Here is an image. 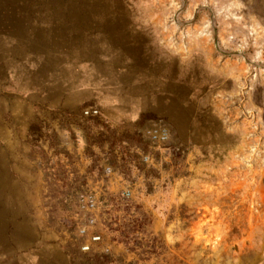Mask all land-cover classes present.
Instances as JSON below:
<instances>
[{"label":"rangeland","instance_id":"1","mask_svg":"<svg viewBox=\"0 0 264 264\" xmlns=\"http://www.w3.org/2000/svg\"><path fill=\"white\" fill-rule=\"evenodd\" d=\"M242 4L243 0H0L4 29L10 35L49 39V50L61 57L57 75L65 73L73 91H89L99 73L116 81L111 76L117 69L107 61L123 53L141 68L157 61L168 69L187 70L199 57L216 68L225 62L236 74V93L217 92L197 103L187 90L174 102L168 92L147 103L155 106L156 115L148 112L126 128L112 124L98 108L97 115L84 116L83 109L93 106L91 99L71 106L56 103L55 109L71 112L56 118V132L58 141L70 143L74 157L59 160L56 149L47 146L46 151L57 157L50 156L26 184L22 205L35 209L40 231L59 238L48 224L70 225L82 175L98 177L109 164L116 180L101 196L100 209L117 212L107 223L109 235L123 241L129 252L156 264H258L257 258L264 255V50L256 53L255 35L247 38L239 32ZM63 59L70 61L71 70L62 69ZM79 66L81 83L76 77ZM16 89L0 83V178L3 119L11 120L9 112L17 100L10 95L20 92ZM23 105L26 110L45 108L26 100ZM27 117L39 125L34 115ZM157 124L170 131L164 146L152 145L145 132ZM37 125L33 127L38 131L43 124L38 129ZM28 137L36 145L50 143L43 136ZM127 186L134 189L133 197L122 194ZM86 257L110 262L101 253Z\"/></svg>","mask_w":264,"mask_h":264},{"label":"crops","instance_id":"2","mask_svg":"<svg viewBox=\"0 0 264 264\" xmlns=\"http://www.w3.org/2000/svg\"><path fill=\"white\" fill-rule=\"evenodd\" d=\"M241 6L243 19L239 32L247 38L255 35V52L260 54L264 50V0H243ZM15 34L10 35L0 20V83L2 82L3 86L14 85L17 87L16 91H20L10 95L17 100L15 108L9 112L12 114L9 116L11 120L3 119L0 264H100L97 260L86 257L87 254L78 252L74 246L62 245L53 232L49 234L47 231H40L41 221L33 215L35 209H24L22 203L26 184L34 177L36 169L50 159V156H54V153L51 155L46 151L48 143L37 142L36 145V142L27 136L35 134L36 138L46 137L56 149L59 160H64V156L73 158L70 143L58 141L59 132H56V118L69 116L71 112L55 109L56 103L59 106H71L91 99L93 106L89 107L98 108L100 114L112 124L126 128L142 121L148 112L156 115L158 112L155 106L147 107V103L158 101L168 92L172 94L174 102L178 101V95L181 96L182 92L187 90L197 103L209 100L217 92L236 93V74L232 72L230 65L226 67L225 62L222 67L216 68L214 62L205 63L199 57L195 58L196 64L187 70L182 66L176 71L168 69L167 65L163 66L157 61L148 64L149 67L141 68L132 56L126 57L123 53L122 57L119 55V58L107 61L108 65L111 63V68L117 69L111 76L116 81L105 80L106 75L99 73L89 91H73L70 88L72 82L65 78V73L58 76L61 74L57 73L60 69L57 63H60L61 57L57 58V55L49 50V39L38 34ZM260 45L263 46L261 49ZM68 59H63L64 71L72 68ZM202 59L204 60V57ZM82 69L83 67L79 66L80 72L76 74L80 83V78L83 77ZM25 87L27 94L24 93ZM81 88L87 89V86L83 85ZM25 100L38 104V108L46 109L26 110L27 106L23 105ZM142 108L148 109L143 111ZM27 114L38 118L39 125L27 120ZM168 121L172 120L168 117ZM35 124L37 129L41 124L43 126L37 131L33 127ZM13 134L16 136L15 140L12 138ZM72 165L73 169L78 168L79 173L83 172V167L74 163ZM12 201L14 207L11 205ZM243 258L245 256L241 255V262L245 260ZM227 260L225 256V263ZM256 262L264 264V255H259Z\"/></svg>","mask_w":264,"mask_h":264},{"label":"built area","instance_id":"3","mask_svg":"<svg viewBox=\"0 0 264 264\" xmlns=\"http://www.w3.org/2000/svg\"><path fill=\"white\" fill-rule=\"evenodd\" d=\"M84 116H94L98 110L92 107L83 109ZM146 135L152 145L164 146L170 138V131L166 125L157 124L146 129ZM147 159V158H146ZM50 175L53 171H48ZM88 174V173H87ZM82 175L76 190V209L72 223L48 224L59 235V242L64 246H74L82 254L101 253L110 257L109 264H156L153 260L141 259L125 247V243L117 237L109 235L107 223L113 216L114 209H100L101 196L109 191L116 180L115 172L110 165H105L100 176L94 178ZM55 177H51V179ZM59 180V178H56ZM126 197L134 196L132 187L121 190ZM112 213V214H111ZM114 223V221H112ZM122 260H121V259Z\"/></svg>","mask_w":264,"mask_h":264},{"label":"trees","instance_id":"4","mask_svg":"<svg viewBox=\"0 0 264 264\" xmlns=\"http://www.w3.org/2000/svg\"><path fill=\"white\" fill-rule=\"evenodd\" d=\"M91 117V116H90ZM48 146L49 147H51V148H53L54 149V151H55V148L54 147H52L53 145L52 144H50V143H48ZM56 154V153H55ZM109 165V164H108ZM111 166V165H110ZM112 167V166H111ZM113 169V168H112ZM114 170V169H113ZM89 171H90V168H89ZM102 171H103V169H102ZM88 173V172H87Z\"/></svg>","mask_w":264,"mask_h":264}]
</instances>
